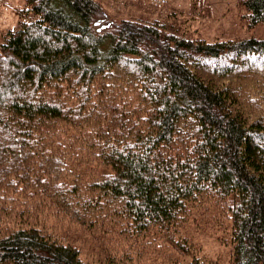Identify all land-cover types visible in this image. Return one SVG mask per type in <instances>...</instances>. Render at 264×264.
Wrapping results in <instances>:
<instances>
[{"label": "trees", "instance_id": "obj_1", "mask_svg": "<svg viewBox=\"0 0 264 264\" xmlns=\"http://www.w3.org/2000/svg\"><path fill=\"white\" fill-rule=\"evenodd\" d=\"M241 2L264 26V0ZM24 5L0 42V264H215L179 231L204 201L231 264H264V36L190 35L101 0ZM65 221L128 246L92 259ZM152 233L174 262L133 259Z\"/></svg>", "mask_w": 264, "mask_h": 264}, {"label": "rangeland", "instance_id": "obj_2", "mask_svg": "<svg viewBox=\"0 0 264 264\" xmlns=\"http://www.w3.org/2000/svg\"><path fill=\"white\" fill-rule=\"evenodd\" d=\"M113 15L141 16L166 20L174 28L188 31L190 35L216 37L264 36L261 23L249 24L248 9L241 0H101ZM24 0H0V42L5 40L4 33L12 28L18 20L28 18L25 14ZM206 208L189 210V219L179 231H184L193 251L200 257L209 258L215 264H231V238L227 220L211 202L202 203ZM60 236L66 235L79 246L82 253L97 259H105L113 249L126 247L123 241L114 235L92 233L79 224L66 221L57 225ZM159 233H152L144 239L138 238L133 248H129L133 259L141 253L151 255L158 251L164 260H175L179 255L170 246L159 247ZM154 239V241H153ZM157 239V240H156ZM152 241L143 245V242ZM157 245L155 246V243ZM162 245V244H161ZM138 246V247H137ZM137 247V250H136ZM111 249V250H110ZM181 255V254H180ZM94 259V258H92ZM189 257L180 256L183 263Z\"/></svg>", "mask_w": 264, "mask_h": 264}]
</instances>
